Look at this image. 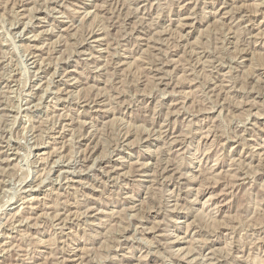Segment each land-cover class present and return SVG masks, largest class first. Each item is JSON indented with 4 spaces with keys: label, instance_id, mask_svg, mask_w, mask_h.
Masks as SVG:
<instances>
[{
    "label": "rangeland",
    "instance_id": "1",
    "mask_svg": "<svg viewBox=\"0 0 264 264\" xmlns=\"http://www.w3.org/2000/svg\"><path fill=\"white\" fill-rule=\"evenodd\" d=\"M0 264H264V0H0Z\"/></svg>",
    "mask_w": 264,
    "mask_h": 264
}]
</instances>
